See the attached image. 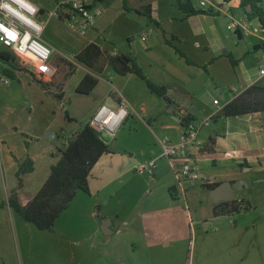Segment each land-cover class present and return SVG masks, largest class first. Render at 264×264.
<instances>
[{"label":"crops","instance_id":"obj_1","mask_svg":"<svg viewBox=\"0 0 264 264\" xmlns=\"http://www.w3.org/2000/svg\"><path fill=\"white\" fill-rule=\"evenodd\" d=\"M136 1L132 11L125 12L119 2L113 9L110 0H94L91 8L98 13L84 34L69 28V6L61 10L56 3L59 17L33 1L40 8L41 39L52 51L49 72L38 76L48 87L33 80L31 71L37 72L23 65L19 55L12 51L9 54L8 50L0 53L8 60L15 58L13 63L20 68L13 70L18 84L12 89L18 92V99L0 102V202L17 187L18 166L27 159L32 161L33 169L23 176L18 196L23 205L32 199L58 161L53 154L64 149L83 125L71 126L74 121L84 120L76 107L72 111L73 101L92 95L86 123L100 106H115L119 98H124L128 116L117 130L128 124L130 133L138 123L143 124L147 137L155 141L152 152L161 161L160 140L181 141L185 126L182 118L200 126V144L189 147L186 158L167 159L157 167L155 164L149 170L151 179L162 180L163 174L166 188H173L177 196L175 184L184 193L187 189L182 183L193 182L178 175L181 166L189 163L202 180L210 181L209 185H221L219 196L233 195L230 201L247 209L214 215L217 203L205 187L208 184L201 180L202 190L211 197V211L207 216L196 214V221H192L189 211L183 216L182 208L181 214L163 215L156 198L147 212H135V208L122 212L117 202L109 211L98 196L108 160L117 164L115 178L128 173L126 163H120L122 156L110 151L92 168L88 192L77 191L52 231L36 229L8 207L0 209V264H264V112L220 115L221 108L248 87L264 86V75L260 74L264 25L257 18L248 20L239 0H209L204 7L199 5L200 0H190L192 7L202 12L193 15H186L178 0ZM146 3L150 4L154 23L135 13ZM261 6L264 10V0ZM241 15L248 22L247 35L227 29L232 18ZM64 22L76 35L68 41L60 37ZM111 25L121 32L119 39L110 31ZM49 29L52 33L47 36L44 31ZM133 35L138 38L133 39ZM89 43L109 53L130 56L150 82L167 89L166 95L152 93L135 74L122 76L108 65L97 73L80 64L75 56ZM229 56L236 60L235 65ZM62 60L74 66L65 81L68 68ZM87 73L97 76L98 83L89 95H79L75 88ZM71 81L74 93L67 90ZM58 87L62 88L61 99L55 97ZM215 99L219 105L213 104ZM66 100L70 111L64 117ZM211 123L215 128L210 130ZM210 138L214 139L213 150L209 148ZM104 142L109 147V142ZM170 203L174 206L175 201ZM96 206L100 219L96 217ZM104 219L109 220L107 234L99 224ZM183 221L188 223L186 233Z\"/></svg>","mask_w":264,"mask_h":264},{"label":"trees","instance_id":"obj_2","mask_svg":"<svg viewBox=\"0 0 264 264\" xmlns=\"http://www.w3.org/2000/svg\"><path fill=\"white\" fill-rule=\"evenodd\" d=\"M142 1V0H140ZM230 1V0H225ZM262 0H239V7L243 11L248 20L257 18L261 25H264V10L261 6ZM179 8L186 15L202 13L192 7L190 0H178ZM123 9L125 12L132 11L124 0ZM135 13L144 15L149 21L154 23L151 16L150 4L143 6L142 10H135ZM60 17V15H58ZM170 43V40H166ZM179 54L180 51L177 50ZM75 59L88 69L100 73L104 66L108 65L115 73L126 75L135 74L143 79L150 91L158 96H165L167 89L159 87L150 82L144 75L141 68L135 61L124 53H109L102 50L97 44L89 43L75 56ZM232 65L236 64V60L229 56ZM0 60L5 63L3 66L5 72L12 78L13 70L20 69L13 62L15 58L9 60L0 54ZM67 65L68 73L64 76V81L73 73L74 66L62 60ZM3 65V64H2ZM33 80L38 82L44 88L48 87V83L43 81L41 74H34L31 71ZM69 75V76H68ZM98 83L97 76L87 73L75 88V93L79 95H89ZM61 87V86H60ZM58 87L59 92L55 94L57 99L63 97L62 88ZM264 112V86H250L244 92L236 96L220 110L223 117L248 115L252 113ZM70 121H73L70 119ZM182 125H186L190 120L187 117L182 118ZM186 123V124H185ZM64 149H57L53 154L58 157V161L51 166L49 174L32 199L25 205L21 204L18 189L23 183V176L32 171V161L27 159L18 166L16 177L18 180L17 187L11 190L5 201L0 202V209L8 207L15 212L26 223L32 224L36 229L41 231H52L56 220L61 213L68 208L77 191L82 190L88 192V178L94 165L99 158L110 153L108 145L90 125L89 122L84 123L69 140ZM214 139L210 138L209 148L213 150ZM216 184L207 185L212 190ZM173 190V188H171ZM241 204L235 201L219 202L213 208L214 215H222L246 210ZM97 219L99 207L96 206Z\"/></svg>","mask_w":264,"mask_h":264},{"label":"rangeland","instance_id":"obj_3","mask_svg":"<svg viewBox=\"0 0 264 264\" xmlns=\"http://www.w3.org/2000/svg\"><path fill=\"white\" fill-rule=\"evenodd\" d=\"M31 1L36 2L41 8L43 7L44 9H46V12H55L57 10L56 3L57 6L61 8V10L62 8H68L66 0H62L61 3H59V1L61 0ZM118 2V0H110L109 5L114 4L113 9H115L118 7ZM136 2V0H126V4L129 8L134 7ZM119 4L123 5L124 0H120ZM40 16L41 15H39L38 18ZM45 17L46 16H43V19ZM245 23L248 22L246 21ZM110 31L115 35L117 39L120 38L121 32L115 25H111ZM51 33L52 31L50 29L44 31V34L47 36H50ZM70 36L76 35L68 29L67 24L64 22V26L60 32V37H63L64 40L68 41L70 39ZM137 38V35H133V39ZM6 50H8L7 53L10 54L11 51L5 48L0 41V53ZM71 51H74V45L72 46ZM13 54L17 56L15 53ZM22 64L24 65L23 62ZM1 66L3 67L4 64ZM34 70L37 71V68ZM78 74L73 78L74 81L79 77ZM17 84V77L14 76L10 79V83L8 85H0V102L11 99H18V92L15 89H12L15 88ZM72 88L73 81H71L70 85L67 87V90L70 91ZM72 92L74 93V90ZM91 98L92 95H90L89 97H79V99H75L76 101H73L74 104L72 111L74 110V107H76L78 109V112L80 113L78 114L79 117H84V120H81L79 118L80 120H77L76 123H74V121L71 126H75V124H77V126L79 127L80 125L86 123L88 117L87 114L92 104ZM67 105L68 101L66 100L64 109L62 111L64 117H67V113L70 111ZM127 127L128 124L118 129L113 135V138L105 133L101 134V137L105 141L109 142V150L119 153V155L122 156L120 163H126V169L128 170V173H126L124 177L121 176L115 178L117 174L114 172L117 170V168L115 167L117 166V164L113 165L112 163L114 162L111 161V159L108 160L109 163L106 166L108 172L104 177V182H102L101 190L98 194L100 203H102V205H104L109 211L112 210V207L115 206L117 202L120 203L122 212L124 211L127 213L131 208H135V212H147L149 211L150 207H152L150 205V203L152 202L151 200L156 198L157 200H155V202L157 203V206H161L159 207L161 209L160 213H162L163 215H169L173 212L181 214L182 208L184 209V213L182 212L183 216H186L189 211L192 217V221L197 220L196 214L207 216V214L211 211V202L208 199L210 198L211 200V197L206 193V191L202 190L200 184L202 183L201 180H196L193 182H183V186L187 189V191H185L184 193L179 189L178 185L175 184L178 190L177 196H175L172 193L173 190L170 187L166 188L163 180V174L161 176L162 180H160L159 177L153 180L150 177L151 172H149V170H146L143 174L137 173V170L141 166H145L151 161H154L157 167L159 165L162 166L167 159L162 158L161 161L158 159V154L152 152V146L155 141L152 138L147 137V131L143 124L138 123L135 130H131L130 133H128ZM214 128L215 127L213 123H211L209 129L211 130ZM133 173L135 175H133ZM133 176H136L135 179H133ZM113 194H115V196L111 199ZM172 200L175 201L174 206L172 205V203H170L172 202ZM261 203L262 205H264V202L261 201ZM127 204L132 205V207H128ZM187 224L188 223H184L183 221V233L189 231ZM198 226L199 225H197V227ZM190 239L191 237L188 239V241Z\"/></svg>","mask_w":264,"mask_h":264},{"label":"built area","instance_id":"obj_4","mask_svg":"<svg viewBox=\"0 0 264 264\" xmlns=\"http://www.w3.org/2000/svg\"><path fill=\"white\" fill-rule=\"evenodd\" d=\"M94 0H67L69 6L68 26L76 33L84 34L94 22L96 13L92 11ZM209 0H200L201 7L206 6ZM40 8L31 0H0V41L2 45L19 55L26 67L36 69L42 75L49 72L48 63L51 57L50 47L42 41L41 34L43 26L38 21ZM55 15L58 13L55 12ZM245 17H233L227 25L231 32L248 34L245 26ZM115 54V53H113ZM40 68V69H39ZM260 74L264 75V62L261 64ZM11 77L0 66V85H8ZM214 105H219V100H213ZM128 116L127 102L124 98H119L115 106L102 105L91 116L89 125L98 133H105L113 137L117 128ZM207 123H205L206 125ZM199 127L194 122H188L182 132V139L178 143H172L167 139L160 140L162 147V157L172 160L176 158H186L188 148L198 146ZM155 162L151 161L145 166H141L137 173L142 174L146 170H151ZM179 177L185 181L202 180L196 169L189 163L181 166ZM209 183L208 179L202 180Z\"/></svg>","mask_w":264,"mask_h":264},{"label":"water","instance_id":"obj_5","mask_svg":"<svg viewBox=\"0 0 264 264\" xmlns=\"http://www.w3.org/2000/svg\"><path fill=\"white\" fill-rule=\"evenodd\" d=\"M106 105H108V103ZM70 143L71 142H69V144ZM229 185L232 188V190L235 191L234 185L232 183H229ZM220 190H221V185H219V186H217V187H215L214 189L211 190V197H212L214 202L218 203V202H221V201H230V200L233 199V195L219 196ZM108 223H109V220H107V219L101 220L100 223H99L101 228H102V230H103V232L105 234L110 233V229L108 227Z\"/></svg>","mask_w":264,"mask_h":264}]
</instances>
